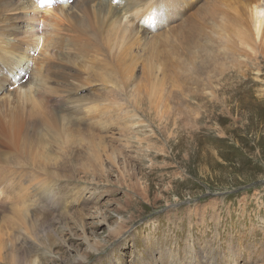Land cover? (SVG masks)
<instances>
[{"label": "rangeland", "instance_id": "1", "mask_svg": "<svg viewBox=\"0 0 264 264\" xmlns=\"http://www.w3.org/2000/svg\"><path fill=\"white\" fill-rule=\"evenodd\" d=\"M253 1L175 0L164 23L136 21L140 39L109 19L94 29L78 4L75 26L90 32L74 42L75 97L90 107L108 95L95 105L117 124L71 127L65 104L64 125L25 130L19 143L0 134V264H264V22L254 45L237 32ZM59 4L32 0L19 24L35 41L81 32ZM67 133L74 153L62 163Z\"/></svg>", "mask_w": 264, "mask_h": 264}, {"label": "bare ground", "instance_id": "2", "mask_svg": "<svg viewBox=\"0 0 264 264\" xmlns=\"http://www.w3.org/2000/svg\"><path fill=\"white\" fill-rule=\"evenodd\" d=\"M31 1L0 0V134L7 136L9 129L10 137L19 143L25 130H34L47 124L64 125L65 119L60 118V116L66 105V111L78 120V122H72L71 127H76L83 118L86 121L90 120L92 127L96 126L102 131L109 130L117 124L113 117L114 111L110 108L99 111L98 105H95L105 100L108 95L102 94L98 95L97 98L88 99L94 104L90 107L82 106L81 101L75 97L76 92L81 91L82 83L81 68L79 67L81 61H79V65L76 61L81 50L79 47L76 49L74 42L79 39V45L81 44L82 47L86 40V33L90 32L82 25L81 30L75 26V22L80 20L78 16L80 10L77 6L81 3V21H92L94 29L98 20L103 22L109 19L115 23L120 22L123 34H128L130 37L136 36L137 39H140V34L145 33V30L141 31L143 26H139V22L136 23V21L140 19L144 25H147L150 20L154 23L156 16L153 14V9L158 0H106L104 4L102 0H58V2H62L59 6L62 7L61 11L65 14L64 17L69 23L70 31L79 30L81 32L77 34H51L48 41H43V39L35 41V34H30L32 29L19 24L21 11H24ZM191 1L178 0L179 3H190ZM245 7L249 13L248 29L246 31L237 29V32L244 34L245 40L252 39L254 45L260 36L264 22V0H254L252 3L246 4ZM170 10H174V7H170ZM233 11L239 15L237 7L233 8ZM13 15L14 17H12ZM135 23L137 27L134 26ZM59 26L61 27V25ZM25 34L29 35H27L28 40L25 39ZM19 41L28 43L31 47L25 49ZM41 43L43 46L40 47ZM30 48L40 49L42 55L40 61L33 58L29 60ZM65 64L68 65L65 67ZM76 65L78 70L73 75L69 68H75ZM11 74L17 78L15 81L17 87L14 91L12 90L13 92H6L7 94L3 95L7 90L2 86L3 80L6 77L9 78ZM111 89L112 86H103V90L107 91L108 94ZM72 138V134L67 133L65 139L62 140L61 155L58 161L62 163L72 162L74 153V147L71 144ZM77 146L81 149V138H79ZM107 152L106 155L110 156L111 153ZM101 161L102 158L99 156V164ZM54 163L51 155L45 160L41 168L44 170L46 165H53ZM54 174L56 175V173ZM101 174L104 175V170ZM65 177L69 181L73 179V175H66ZM52 186L53 184H49L47 177L42 180L41 192L46 193L48 191V199L55 196ZM84 188L87 187H81V189ZM117 230L113 231L115 236L122 232ZM84 240L88 242L86 237ZM82 259L85 260V257Z\"/></svg>", "mask_w": 264, "mask_h": 264}, {"label": "snow or ice", "instance_id": "3", "mask_svg": "<svg viewBox=\"0 0 264 264\" xmlns=\"http://www.w3.org/2000/svg\"><path fill=\"white\" fill-rule=\"evenodd\" d=\"M53 0H43L44 4H51ZM175 3V0H158L157 5L153 9V14L159 19L161 23H164L167 19L170 7Z\"/></svg>", "mask_w": 264, "mask_h": 264}]
</instances>
